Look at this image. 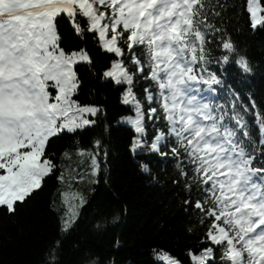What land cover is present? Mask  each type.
<instances>
[{
	"label": "snow or ice",
	"instance_id": "1",
	"mask_svg": "<svg viewBox=\"0 0 264 264\" xmlns=\"http://www.w3.org/2000/svg\"><path fill=\"white\" fill-rule=\"evenodd\" d=\"M217 4L0 0V209L16 215L55 176L64 186L60 230L68 234L88 203L76 184L108 178L101 135L111 134L112 117L104 105L81 103L86 69L134 110L116 124L134 130L128 151L141 170L152 171L142 155L175 162L184 203L196 210L189 264H264V105L251 94L245 103L230 82L253 69L229 28L215 22ZM237 7L253 32L264 31V0ZM97 129L88 148L77 143L60 157L52 151L58 140ZM119 218L95 227L105 231ZM61 244L49 248L48 264H58ZM156 260L184 264L164 249ZM85 264L106 262L90 256Z\"/></svg>",
	"mask_w": 264,
	"mask_h": 264
},
{
	"label": "trees",
	"instance_id": "2",
	"mask_svg": "<svg viewBox=\"0 0 264 264\" xmlns=\"http://www.w3.org/2000/svg\"><path fill=\"white\" fill-rule=\"evenodd\" d=\"M212 2L215 4V0ZM243 3L244 0H219L214 10L221 12L222 21L217 17L215 22H223L229 28L238 47L247 53L253 69L247 76L235 72L230 75V82L244 101L251 94L257 105H264V31L253 32L246 23L247 13L243 17L239 15L237 6ZM80 71L83 85L79 99L84 104L95 102L108 108L112 117L111 134L101 135L97 129L75 138L68 136L58 140L52 151L60 157L65 150H74L77 143L88 148L93 138L101 135L110 153L108 178L99 185L76 184L88 203L80 210V218L68 234L60 230L62 211L58 190L64 186L55 176L47 179L43 189L21 205L16 215L10 216L0 209V264H48V250L57 240H62L56 257L58 264H85L90 256L99 257L106 264H162L156 260L158 249L167 250L189 264L186 252L198 245L189 231L195 223L196 210H190L184 203L188 196L176 184L175 162L142 155V160L152 162V171L143 172L128 151L134 130L129 125L116 124L121 116L133 115L134 110L122 104L121 93L113 85L101 82L86 69ZM144 83L152 86L147 81ZM138 94L143 97L144 89ZM116 215L120 217L118 223H110L105 231L96 229L102 218L110 222ZM117 240L120 247L116 246Z\"/></svg>",
	"mask_w": 264,
	"mask_h": 264
},
{
	"label": "rangeland",
	"instance_id": "3",
	"mask_svg": "<svg viewBox=\"0 0 264 264\" xmlns=\"http://www.w3.org/2000/svg\"><path fill=\"white\" fill-rule=\"evenodd\" d=\"M130 126V125H129Z\"/></svg>",
	"mask_w": 264,
	"mask_h": 264
}]
</instances>
